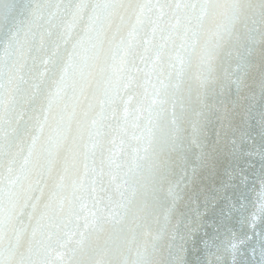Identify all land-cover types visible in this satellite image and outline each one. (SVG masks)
Returning <instances> with one entry per match:
<instances>
[{"label": "snow or ice", "instance_id": "snow-or-ice-1", "mask_svg": "<svg viewBox=\"0 0 264 264\" xmlns=\"http://www.w3.org/2000/svg\"><path fill=\"white\" fill-rule=\"evenodd\" d=\"M0 264H264V0H0Z\"/></svg>", "mask_w": 264, "mask_h": 264}]
</instances>
